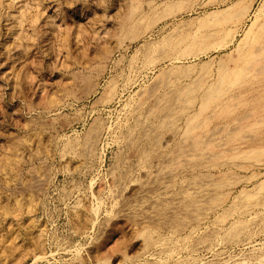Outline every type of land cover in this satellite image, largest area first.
Instances as JSON below:
<instances>
[{
    "label": "rangeland",
    "instance_id": "374dc122",
    "mask_svg": "<svg viewBox=\"0 0 264 264\" xmlns=\"http://www.w3.org/2000/svg\"><path fill=\"white\" fill-rule=\"evenodd\" d=\"M178 1L183 3L180 11L156 20L135 39L116 44L113 36L100 42L110 52L100 67L92 64L90 85L72 77V69L86 61L83 54H92L96 39L114 31L130 10L135 8L143 27L148 17ZM234 1L0 0V264H264V203L218 219L241 189L252 191L264 179V161L222 157L219 169L166 174L160 166L173 143L169 131L160 140L166 156L153 155L147 167L129 144L141 135L134 124L148 118L145 108L151 100L141 103L142 93L157 86L159 72L176 64L217 65L243 37L250 18L230 46L183 59L149 61L144 45L195 25L206 13ZM222 26L230 23L211 28ZM169 72L170 80L188 82ZM64 80L74 97L46 111ZM260 128L264 132V125ZM216 135L211 138H222ZM86 137L93 145L84 155ZM217 141L219 149L235 152L264 144ZM196 171L229 176L220 205L177 231L154 225L153 207L166 201L170 211L182 181L186 177L190 182ZM257 192L264 195V188ZM237 220L246 223L245 230L224 239V231ZM145 227L158 240L148 248L140 236ZM200 236L208 237L201 241Z\"/></svg>",
    "mask_w": 264,
    "mask_h": 264
},
{
    "label": "bare ground",
    "instance_id": "6f19581e",
    "mask_svg": "<svg viewBox=\"0 0 264 264\" xmlns=\"http://www.w3.org/2000/svg\"><path fill=\"white\" fill-rule=\"evenodd\" d=\"M258 1V6L255 7L257 0H236L224 9L206 13L195 25L182 27V31H172L162 40L144 45L146 53L149 54V61L162 62L183 59L187 54L195 55L207 50L230 46L239 34V29L250 18V23L243 31V37L236 41L232 49L217 65H212L210 61L202 62L198 67L189 64H176L173 69L159 72L156 87L153 89H149V87L143 91L142 94H145V98L141 100V103L147 101L146 98H151L148 100L149 103L147 102L148 105L145 103L148 118L134 124L135 128L138 127V132H141V135L134 137L129 142L132 148L137 151V158L141 164H147L153 155H157L159 158L166 156L160 150V140L165 131L170 132V140L172 138L173 143L166 149L168 155L164 157L165 160L163 159L160 166L161 173L172 174L173 171L177 172L176 169L182 173L181 169L184 170V168L191 171L198 170V168L203 170L219 169V158L222 157L264 161V144L247 145L245 150L235 152L230 148L219 149V141H217L223 139L225 144H229L240 139H244L246 142L248 140H264V138H256V136H264V132L260 128L264 125V0ZM182 8L181 1L170 3L157 16L148 17L143 27H140L141 19L136 16L135 8L130 10L120 19L114 31L104 32L101 37L96 39L92 54H83L86 56V61L84 63L80 61L76 66L77 71L72 69L75 71L71 72L72 77L80 80L81 83L86 82L90 85L88 79L91 77L92 64L98 62L97 65L100 67L101 62L107 58L110 52L109 48L102 47L100 42L113 36L116 44L131 41L148 29L156 20L178 12ZM226 22L230 23V27L211 28ZM78 60L77 62H79ZM94 69L97 70L95 67ZM172 70L177 73L178 78H187L188 82H182L179 79L170 80L169 71ZM70 85L65 82L61 88H58L59 94L57 95L59 97L47 101L46 111L50 112L58 108L60 100L74 97L73 92L70 91L72 88L69 87ZM89 87L88 89H90ZM159 87L163 90L157 92ZM249 93H252V96L247 99L246 96ZM179 120L183 122L179 124ZM143 126L145 127L141 130ZM154 132L156 133L153 134ZM214 134H218L216 135L218 138L221 135L222 138L217 139L215 136L211 138ZM90 137L89 139L86 137L88 140H85L81 154L90 153L91 145H93L90 142ZM224 151L227 153L221 154ZM145 166L147 167V165ZM148 166L150 167V165ZM185 170L184 172H189ZM199 171L189 177L191 178L190 182L187 180L188 178L183 177L187 182L185 180L181 184L185 183L186 186L182 185L178 189L179 192H175L176 201L170 211L166 201L158 202L153 207L157 217L152 220L156 224H152L158 227L169 225L170 228L177 231L185 227L188 220L198 221L220 205L225 198L221 189L228 183V175L222 173L213 178L211 175H207V172L205 174L199 173ZM120 175H122L121 172ZM231 180L236 179L231 178ZM262 188H264V179L258 182L252 191L241 189L235 196V201L223 210L218 219L221 220L224 213L241 211L245 208L248 211L251 204L264 203V195L257 192ZM166 217L167 220L164 221ZM245 228L246 223L237 220L229 225L222 237L232 240ZM140 236L146 248L153 246L158 241L148 227L143 229ZM206 237L208 236H200L199 240L204 241L207 239Z\"/></svg>",
    "mask_w": 264,
    "mask_h": 264
}]
</instances>
